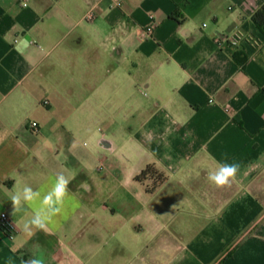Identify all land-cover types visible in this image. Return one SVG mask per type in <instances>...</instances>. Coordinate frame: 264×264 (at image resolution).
<instances>
[{
  "label": "crops",
  "instance_id": "1",
  "mask_svg": "<svg viewBox=\"0 0 264 264\" xmlns=\"http://www.w3.org/2000/svg\"><path fill=\"white\" fill-rule=\"evenodd\" d=\"M263 6L264 0H122L119 7L112 0H0V215L18 229L11 238L0 226V264H136L133 255L114 256L113 233L97 224L91 161L127 189L140 188L138 205L166 190L176 204L218 207L229 223L250 225L206 264H264V46L250 40H264V25L253 20ZM92 7L96 17L87 20ZM150 14L157 27L142 37ZM237 32L245 36L238 46L220 43ZM118 108L121 122L110 115L107 132L86 131L77 117ZM85 131L103 151L79 142ZM221 163L239 168L218 187L207 177ZM148 165L164 174L153 193V178L135 180ZM58 174L70 180L63 211L46 228L25 233L38 202L16 210L11 196ZM130 236V248L127 241L120 246L135 255L138 234Z\"/></svg>",
  "mask_w": 264,
  "mask_h": 264
},
{
  "label": "rangeland",
  "instance_id": "2",
  "mask_svg": "<svg viewBox=\"0 0 264 264\" xmlns=\"http://www.w3.org/2000/svg\"><path fill=\"white\" fill-rule=\"evenodd\" d=\"M121 114L122 109L119 108L96 109L91 112L80 111L77 117L86 121V131L89 128L99 133L100 129L107 132L110 115L118 117L121 122ZM86 131L79 133V142H86V149L103 151L97 139L88 137ZM91 168H94V190L90 194V204L98 215L97 224L104 225L107 231L113 233L115 257L127 259L133 255L136 264H206L216 256L219 247L223 251L227 250L239 239L245 232L242 229L245 224L246 229L250 226L243 221L229 223L221 216L222 210L216 212L218 207L176 204L168 200L166 190L146 196L143 202L139 200L138 205L133 198L140 188L127 189L116 182L106 167L100 166L99 161H91ZM149 183L152 187L153 180ZM173 191L185 193L183 189L174 188ZM212 192L218 195L220 191ZM106 206L107 209H104ZM127 218L129 222L125 224ZM232 225L240 229L233 230ZM131 232L138 234L136 239L140 243L135 255L129 251L124 253L120 246V243L127 241L130 248ZM214 258L213 262L218 259Z\"/></svg>",
  "mask_w": 264,
  "mask_h": 264
},
{
  "label": "clouds",
  "instance_id": "3",
  "mask_svg": "<svg viewBox=\"0 0 264 264\" xmlns=\"http://www.w3.org/2000/svg\"><path fill=\"white\" fill-rule=\"evenodd\" d=\"M238 168L236 163H221L214 171L208 173L207 179L209 183L218 187L227 185L236 176ZM69 183L68 177L58 174L50 178L40 189L25 184L11 196V202L16 210H20L23 205L32 206L33 202H38L37 207H32L31 218L23 224L25 233L31 234L33 228H46L53 217L63 211ZM31 264H39V261L33 260Z\"/></svg>",
  "mask_w": 264,
  "mask_h": 264
},
{
  "label": "built area",
  "instance_id": "4",
  "mask_svg": "<svg viewBox=\"0 0 264 264\" xmlns=\"http://www.w3.org/2000/svg\"><path fill=\"white\" fill-rule=\"evenodd\" d=\"M112 1L118 7L122 5V0H112ZM95 17H96V8L92 7L86 14V19L93 20ZM149 18H150L149 24L147 25L146 28H144L141 31L142 37H150L157 27V20L155 15L150 14ZM244 38L245 36L243 33L237 32L231 37H225L224 40H220V43L228 42L234 46H238ZM250 40L252 41L253 45L258 48L264 46V40L262 39L250 37ZM32 126L37 127L38 126L37 122H33ZM0 226L10 235L11 238L14 237L15 234H17L18 231L17 226L6 212H2L0 215Z\"/></svg>",
  "mask_w": 264,
  "mask_h": 264
},
{
  "label": "trees",
  "instance_id": "5",
  "mask_svg": "<svg viewBox=\"0 0 264 264\" xmlns=\"http://www.w3.org/2000/svg\"><path fill=\"white\" fill-rule=\"evenodd\" d=\"M253 20L259 27L264 25V6L253 15ZM150 178L154 179V183L152 187H147V191L153 193L157 187V182H162L164 180V174L157 170L153 165H148L135 177V180L144 182Z\"/></svg>",
  "mask_w": 264,
  "mask_h": 264
},
{
  "label": "water",
  "instance_id": "6",
  "mask_svg": "<svg viewBox=\"0 0 264 264\" xmlns=\"http://www.w3.org/2000/svg\"><path fill=\"white\" fill-rule=\"evenodd\" d=\"M101 144L103 145V144H104V142H103V141H101Z\"/></svg>",
  "mask_w": 264,
  "mask_h": 264
}]
</instances>
